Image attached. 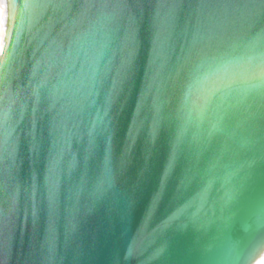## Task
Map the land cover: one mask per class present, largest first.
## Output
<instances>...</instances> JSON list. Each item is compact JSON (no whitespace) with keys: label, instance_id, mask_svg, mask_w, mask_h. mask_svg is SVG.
Returning a JSON list of instances; mask_svg holds the SVG:
<instances>
[{"label":"water","instance_id":"obj_1","mask_svg":"<svg viewBox=\"0 0 264 264\" xmlns=\"http://www.w3.org/2000/svg\"><path fill=\"white\" fill-rule=\"evenodd\" d=\"M10 1L0 264H253L264 160L214 126L264 92V0Z\"/></svg>","mask_w":264,"mask_h":264},{"label":"snow or ice","instance_id":"obj_2","mask_svg":"<svg viewBox=\"0 0 264 264\" xmlns=\"http://www.w3.org/2000/svg\"><path fill=\"white\" fill-rule=\"evenodd\" d=\"M261 57L262 61H264V53H261ZM257 80L259 83L252 84V87L264 85V71L260 73ZM257 96L259 97V103L254 107L248 104V95L240 93L237 96L236 105L243 110L231 116L225 113L220 118L219 123L214 126V130L223 136L230 129L231 131L227 137L235 144L239 145L240 141L244 140L248 145L247 152L237 153V158L242 160V162L239 163L234 176L238 177L239 181L246 179L250 175V171L258 159L264 160V92L257 93ZM234 121L235 126H233ZM105 182L97 185V191L103 190ZM183 220H187L193 225L199 224L203 226L202 219L191 216L186 206L185 208H178L173 212L161 225V231L167 230L176 222ZM160 251H163V249Z\"/></svg>","mask_w":264,"mask_h":264},{"label":"bare ground","instance_id":"obj_3","mask_svg":"<svg viewBox=\"0 0 264 264\" xmlns=\"http://www.w3.org/2000/svg\"><path fill=\"white\" fill-rule=\"evenodd\" d=\"M13 20V9L10 0H0V61L3 57L9 31ZM253 264H264V245L257 250Z\"/></svg>","mask_w":264,"mask_h":264}]
</instances>
